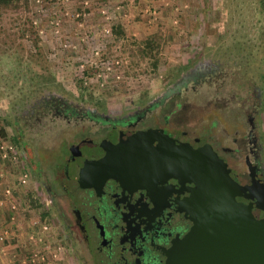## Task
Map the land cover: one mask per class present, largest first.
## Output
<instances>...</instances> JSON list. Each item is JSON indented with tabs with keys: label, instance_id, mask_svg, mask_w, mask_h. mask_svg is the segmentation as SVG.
Segmentation results:
<instances>
[{
	"label": "flooded vegetation",
	"instance_id": "af4514ba",
	"mask_svg": "<svg viewBox=\"0 0 264 264\" xmlns=\"http://www.w3.org/2000/svg\"><path fill=\"white\" fill-rule=\"evenodd\" d=\"M185 65L161 93L131 106L112 108L44 87L32 93L28 105L15 106L13 137L28 161L37 199L60 229L73 264H164L195 223L193 180L170 168L121 170L100 161L106 150L127 140L150 139L142 146L148 150L156 148L161 134L192 148L209 145L232 180L249 186L252 215L264 216L262 78L228 71L236 87L225 100L240 102L235 108L242 122L231 116L216 130L215 121L187 127L178 115L186 93L195 96L197 86L218 83L225 66L202 56ZM45 150L54 152L51 158Z\"/></svg>",
	"mask_w": 264,
	"mask_h": 264
},
{
	"label": "rangeland",
	"instance_id": "374dc122",
	"mask_svg": "<svg viewBox=\"0 0 264 264\" xmlns=\"http://www.w3.org/2000/svg\"><path fill=\"white\" fill-rule=\"evenodd\" d=\"M26 15L39 36L41 57L28 37L18 35ZM173 31L175 40H170ZM116 39L149 40L155 71L140 72L144 63L126 75L128 58L119 56L118 43L111 47L113 56L98 57ZM216 46L248 51L249 62L264 74V0H29L28 14L0 13V127L5 132L0 144L11 156L9 163L0 158V232L7 231V239L0 242L12 245L10 264H73L60 229L35 199L34 180L22 152L10 141L7 120L16 111L15 102L26 96L30 102L32 93L44 87L112 108L131 106L161 93L177 67L194 61L198 53L210 56L207 48ZM230 70L221 69L218 83L197 86L195 96L186 93L178 113L181 125L191 122L198 128L215 121L216 130L231 116L242 122L235 108L240 102L225 100L236 87L227 75ZM261 81L263 86L264 78ZM261 116L264 130V112ZM52 154L51 150L47 155ZM39 213L44 222L38 220ZM33 239L43 243L42 251L33 249Z\"/></svg>",
	"mask_w": 264,
	"mask_h": 264
},
{
	"label": "water",
	"instance_id": "95a60500",
	"mask_svg": "<svg viewBox=\"0 0 264 264\" xmlns=\"http://www.w3.org/2000/svg\"><path fill=\"white\" fill-rule=\"evenodd\" d=\"M161 135L155 149L142 148L144 143H151L147 138L139 142L127 140L106 150L100 161L121 170L170 168L195 182V223L180 246L169 252L164 264H264V216L252 215L246 193L249 186L232 180L226 164L209 145L192 148ZM136 143L140 144L138 148L132 147L130 152L126 149L127 144ZM245 163L248 167L246 160Z\"/></svg>",
	"mask_w": 264,
	"mask_h": 264
},
{
	"label": "trees",
	"instance_id": "16d2710c",
	"mask_svg": "<svg viewBox=\"0 0 264 264\" xmlns=\"http://www.w3.org/2000/svg\"><path fill=\"white\" fill-rule=\"evenodd\" d=\"M28 11H29V0H0V13L9 12L11 14L18 15V14H24V13L28 14ZM25 18H26L25 24L19 30L20 33L18 35L20 37L22 36L28 37L33 47L36 48L35 54L41 57V53L37 49V42L39 41V36L37 34V31L31 25L28 15H26L24 19ZM14 19L16 20L17 17L13 18V20ZM175 36H176V31L171 32V35L169 36L170 40H173V38L175 40ZM117 40L118 39L112 41V43L106 44L105 47L101 51L98 52L99 54L98 57L110 58L111 56H113V54L111 53V47L116 46L118 43L119 48L121 50L119 56H121V53H124L125 56H127L128 58L127 60L128 68L125 70L126 75L129 73L137 72V68H141L142 67L141 64H144V63L146 67H142L141 69H139L140 72L144 71L145 69H148V71H155L156 65L154 64V60L152 57L154 47L153 45L150 44L149 40L138 39V40H134L131 42H125V41L120 42V40L118 41ZM207 50L210 56H207L206 54L205 57L207 58L209 57L211 59V62H214L216 65L219 66V68L222 65H224L225 67L226 66L232 67L233 68L232 71L235 73V76L240 75V77L247 78L249 80L256 79L257 77H260L262 79L264 78L263 77L264 74H261L259 68L255 67L256 63L252 65L251 62H249L248 51H243L242 49L236 48L234 46L230 47L229 49L228 48L223 49L222 46L208 47ZM203 55H204L203 53L197 54V56H203ZM185 67H186L185 64L180 65L179 67L175 69L172 75L175 76L179 71H181V69ZM87 69L86 71L84 70V74L86 76L88 75ZM260 74L262 75V77ZM17 104L22 105V107H24L25 105H28L29 104L28 97L27 96L24 97V99H22L20 102L16 101L14 106H16ZM11 113H12V117H10L7 120V123L9 124L10 128L12 127L13 121L15 119L14 118L15 114L13 113V111H11ZM4 135H5L4 129L0 127V138H2ZM10 141L13 143L15 148L18 147V142H16L15 138L13 137V134H11ZM10 159H11L10 156L7 155L4 159L5 163L11 162ZM25 161L27 164L28 161L26 159ZM35 199L37 200L36 197ZM35 199L33 198V203L35 202V204H37L38 202ZM26 210L27 208L24 209L25 211L24 213H26ZM38 220L44 222L42 213H39ZM37 264H40V263H37Z\"/></svg>",
	"mask_w": 264,
	"mask_h": 264
},
{
	"label": "crops",
	"instance_id": "0c3cea01",
	"mask_svg": "<svg viewBox=\"0 0 264 264\" xmlns=\"http://www.w3.org/2000/svg\"><path fill=\"white\" fill-rule=\"evenodd\" d=\"M30 237V236H28ZM7 239V238H6ZM45 240V237L43 238ZM7 243H10V242H7ZM33 243H34V247L33 249L36 250V251H42L41 249H43V245H42V242H39L37 239H33ZM8 245V244H7ZM6 244H3L0 242V264H10L9 260L10 259H7V256H12L10 253V248L12 247V245L10 246H6ZM46 247V245H45ZM51 247V246H50ZM49 249V248H48ZM45 254H48V250H45ZM39 254V253H38ZM41 255V254H40ZM38 255V256H40ZM15 260V259H14ZM19 260V259H18ZM9 262V263H8ZM37 262V260H36ZM13 263L15 264V261H13ZM17 264V263H16ZM19 264V263H18Z\"/></svg>",
	"mask_w": 264,
	"mask_h": 264
},
{
	"label": "built area",
	"instance_id": "2783aa9c",
	"mask_svg": "<svg viewBox=\"0 0 264 264\" xmlns=\"http://www.w3.org/2000/svg\"><path fill=\"white\" fill-rule=\"evenodd\" d=\"M6 147H7V146H6ZM4 149H5V148H4ZM4 149H3V146L0 144V158H5V157L7 156L6 151H4ZM9 149H10V147L8 146V147L6 148L7 153L10 152V155H13L14 152L11 151V150H9ZM12 153H13V154H12ZM10 157H11V156H10ZM12 158H13V156H12ZM2 160H4V159H2ZM22 182H24V180H22ZM6 192H8V190H6ZM0 204H1V201H0ZM42 229L45 230V229H46V226H42ZM6 235H7V231H6V230L1 231V232H0V240L3 241L4 239H6V238H7ZM29 238L31 239V236H30ZM42 244H43V243H42ZM39 258H40L41 260H42V259H45V257H43L42 255H40ZM47 264H50V262L48 261Z\"/></svg>",
	"mask_w": 264,
	"mask_h": 264
}]
</instances>
